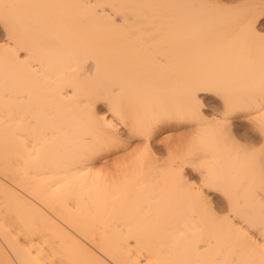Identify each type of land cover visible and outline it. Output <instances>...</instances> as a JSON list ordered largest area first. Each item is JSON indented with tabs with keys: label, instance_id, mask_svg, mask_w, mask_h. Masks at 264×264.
<instances>
[{
	"label": "bare ground",
	"instance_id": "obj_1",
	"mask_svg": "<svg viewBox=\"0 0 264 264\" xmlns=\"http://www.w3.org/2000/svg\"><path fill=\"white\" fill-rule=\"evenodd\" d=\"M233 1L0 0V264H264V0Z\"/></svg>",
	"mask_w": 264,
	"mask_h": 264
},
{
	"label": "rangeland",
	"instance_id": "obj_2",
	"mask_svg": "<svg viewBox=\"0 0 264 264\" xmlns=\"http://www.w3.org/2000/svg\"><path fill=\"white\" fill-rule=\"evenodd\" d=\"M228 1L229 2H227V0H224L225 3L227 2V4L228 3L232 4L231 3L232 0H228ZM233 2H234V4L238 3V4H241V5H243V4H248L249 5V4H251L252 0H234ZM261 22H262V31H263L264 30V18L261 19ZM203 96H204L203 99H204V103H205L204 104L205 105L204 106L205 111H208L210 113L212 110H218V109L220 110V109H222V102H221L222 99L220 97H218L216 95L212 96V95H209L208 93L204 94ZM167 133L169 134L170 132L165 131L166 135H167ZM241 139L243 141H246V139H244V138H241ZM194 179H195V181H199L198 175H195ZM219 206H220L221 209H224V203L223 202H220Z\"/></svg>",
	"mask_w": 264,
	"mask_h": 264
}]
</instances>
